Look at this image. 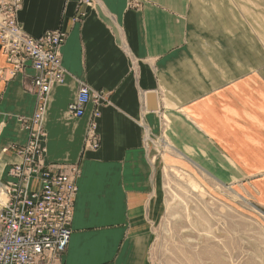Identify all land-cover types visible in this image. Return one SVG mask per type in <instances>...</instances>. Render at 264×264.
Wrapping results in <instances>:
<instances>
[{"label":"crops","instance_id":"0c3cea01","mask_svg":"<svg viewBox=\"0 0 264 264\" xmlns=\"http://www.w3.org/2000/svg\"><path fill=\"white\" fill-rule=\"evenodd\" d=\"M230 1L23 0L25 32L66 34L64 80L52 86L42 119L46 166L80 168L63 264H150L148 135L219 184L250 183L264 206V62L258 31L227 14ZM32 74L11 75L0 49V186L21 161L4 148L30 134L21 119L36 105ZM81 83L105 98L94 119L97 149L84 144L94 103L82 116L67 110Z\"/></svg>","mask_w":264,"mask_h":264},{"label":"built area","instance_id":"2783aa9c","mask_svg":"<svg viewBox=\"0 0 264 264\" xmlns=\"http://www.w3.org/2000/svg\"><path fill=\"white\" fill-rule=\"evenodd\" d=\"M79 1L91 4L92 0ZM22 2L0 0V49L11 75L33 70L29 91L36 97V105L30 118L21 119L30 130L27 142L4 148L19 153L21 161L9 165L7 173L12 179L0 186L4 195L0 201V264H63L80 168L77 164L46 166L42 119L52 86L64 80L60 47L66 34L60 28L36 37L25 32L17 18ZM104 99L102 93L81 83L67 105L70 114L82 116L86 104L94 103V118L84 140L90 149H97L100 143L94 119Z\"/></svg>","mask_w":264,"mask_h":264},{"label":"rangeland","instance_id":"374dc122","mask_svg":"<svg viewBox=\"0 0 264 264\" xmlns=\"http://www.w3.org/2000/svg\"><path fill=\"white\" fill-rule=\"evenodd\" d=\"M229 5L227 14L231 9L244 31H258L264 62V0ZM151 137L150 264H264V206L251 184H219L188 166L164 138Z\"/></svg>","mask_w":264,"mask_h":264},{"label":"water","instance_id":"95a60500","mask_svg":"<svg viewBox=\"0 0 264 264\" xmlns=\"http://www.w3.org/2000/svg\"><path fill=\"white\" fill-rule=\"evenodd\" d=\"M147 108L150 110L156 109V102L153 95L148 96Z\"/></svg>","mask_w":264,"mask_h":264},{"label":"bare ground","instance_id":"6f19581e","mask_svg":"<svg viewBox=\"0 0 264 264\" xmlns=\"http://www.w3.org/2000/svg\"><path fill=\"white\" fill-rule=\"evenodd\" d=\"M4 200V195L3 193L0 192V201Z\"/></svg>","mask_w":264,"mask_h":264}]
</instances>
